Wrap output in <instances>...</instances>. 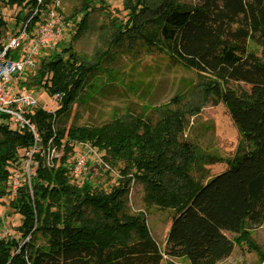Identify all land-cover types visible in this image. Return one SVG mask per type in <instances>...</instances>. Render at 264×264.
<instances>
[{
  "label": "trees",
  "instance_id": "trees-1",
  "mask_svg": "<svg viewBox=\"0 0 264 264\" xmlns=\"http://www.w3.org/2000/svg\"><path fill=\"white\" fill-rule=\"evenodd\" d=\"M79 1L65 17L75 20L80 13L72 39L91 31L97 1L104 12L97 25L104 51L87 57L68 44L40 59L25 85L43 87L58 104L53 111L38 106L28 115L35 135L0 120V199L10 198L9 206L21 216L19 238H0V264H160L164 255L189 264L220 263L250 230L264 225V107L248 105L240 85H264V0H120L124 20L111 18L104 0ZM32 5L34 0H0V6L27 9L15 14V22L25 20ZM5 28L0 10V36ZM248 41L259 53L248 49ZM122 44L130 51L167 54L201 74L206 97L226 107L241 136L222 171L209 175L203 166L218 160L182 138L185 115L193 108L164 105L154 123L126 111L100 125L57 124L108 50ZM76 143L102 151L112 165L121 162L124 179L108 191L88 180L71 182L69 155ZM32 147H38L31 155L34 175L11 196L10 168ZM131 181L142 184L146 207L172 211L163 250L145 212L126 211Z\"/></svg>",
  "mask_w": 264,
  "mask_h": 264
},
{
  "label": "rangeland",
  "instance_id": "rangeland-1",
  "mask_svg": "<svg viewBox=\"0 0 264 264\" xmlns=\"http://www.w3.org/2000/svg\"><path fill=\"white\" fill-rule=\"evenodd\" d=\"M61 4L65 17L81 5L79 0H61ZM104 4L111 18L118 17L123 20L126 18V12L122 9L120 0H104ZM93 7L90 12L93 23L91 31L78 39H72L75 23L80 17V13H76L75 20L66 19L67 25L62 36L46 52L60 53L68 44L74 51L87 57L92 56L97 49L104 51L105 47L99 40L97 29V25L103 21L101 13L104 12L97 1ZM0 10L6 22L4 32L13 31L16 9L0 6ZM247 45L249 50L259 53V47L253 42L248 41ZM203 80L196 70L174 62L167 54L141 47L130 51L124 44L114 46L101 59L96 72L90 75L79 100L73 104L71 112L61 116L57 124L61 126L100 125L126 111L140 114L154 123L158 118V110L164 105L169 108L178 106L185 111L187 108H193L185 115L186 124L182 138L195 143L202 152L218 160L203 166L209 175H215L225 168V161L234 154L237 145L241 142V136L232 123L226 107L221 102L213 103L212 99L206 97L203 91ZM240 85L248 92V105L264 107V85L243 82ZM28 87L34 90L32 95L38 100L39 106L49 111L57 108L56 96H50L43 87L37 85ZM174 97H176V103L172 101ZM0 120L7 122L13 128L7 116L0 117ZM88 146L95 149L88 143H76L73 146L69 155L70 163L73 162L77 153L85 154L87 172L80 178L69 172V179L76 183L88 180L93 187L108 191L119 183V180L124 179L120 172L123 164L118 162L112 165L105 162L102 159L103 152L96 149V154L91 152L87 154ZM29 152L22 151V154L26 156ZM50 153L58 155L55 149L50 150ZM99 158L106 166L100 163ZM143 195L142 184L131 181L126 211L145 212L149 232L163 250L172 211L161 210L153 205L146 207ZM9 199L5 197L0 199V238L18 239L19 233L15 228L21 223V216L9 206ZM225 234L230 238L234 237L231 233ZM38 242H41V239ZM263 257L264 225H261L250 230L247 240L237 242L232 254L218 264H262ZM160 264L189 263L184 259H171L164 255Z\"/></svg>",
  "mask_w": 264,
  "mask_h": 264
},
{
  "label": "built area",
  "instance_id": "built-area-1",
  "mask_svg": "<svg viewBox=\"0 0 264 264\" xmlns=\"http://www.w3.org/2000/svg\"><path fill=\"white\" fill-rule=\"evenodd\" d=\"M14 9L16 13L27 12L26 8ZM66 25L61 0H34L27 18L18 22L14 20L13 31H5L0 36V115L7 116L16 130L28 128L35 135L28 115L39 103L32 95L34 90L25 82L36 75L41 56L49 54L46 50L62 36ZM95 149L88 146L87 154H96ZM29 151L10 169L7 190L11 196L16 194L23 181L29 183L34 175L36 162L31 155L36 148L32 147ZM99 161L106 166L101 158ZM69 172L78 178L87 172L85 154L75 155L73 162L69 163Z\"/></svg>",
  "mask_w": 264,
  "mask_h": 264
},
{
  "label": "crops",
  "instance_id": "crops-1",
  "mask_svg": "<svg viewBox=\"0 0 264 264\" xmlns=\"http://www.w3.org/2000/svg\"><path fill=\"white\" fill-rule=\"evenodd\" d=\"M170 226V225H169ZM167 235V234H166ZM165 240H166V238H165ZM185 260V259H184ZM187 261V260H186ZM188 262V261H187Z\"/></svg>",
  "mask_w": 264,
  "mask_h": 264
}]
</instances>
